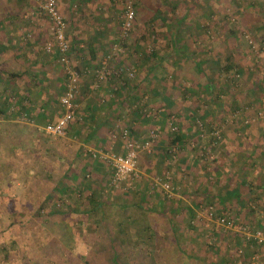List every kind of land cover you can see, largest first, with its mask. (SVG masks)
Returning a JSON list of instances; mask_svg holds the SVG:
<instances>
[{
  "label": "rangeland",
  "instance_id": "1",
  "mask_svg": "<svg viewBox=\"0 0 264 264\" xmlns=\"http://www.w3.org/2000/svg\"><path fill=\"white\" fill-rule=\"evenodd\" d=\"M43 3L0 0V11L25 8L40 18L33 20L40 24L39 32L28 28L16 50L24 60L20 67L30 68L35 77L18 76L15 95L9 87L0 93V122L11 129L0 125V162L13 127L21 133L13 135L17 142L28 143L24 152L38 150L44 126L60 116L65 73L55 54L44 51L52 25ZM128 6L133 20L123 30ZM96 16L108 20L110 28L97 32L104 34L97 36L101 46L92 43L88 30L81 31L83 47H76L66 24L72 48L69 66L82 72L74 120H81L80 128L86 129L90 115L80 103L81 95L95 99L91 118L105 119L107 126L100 128L102 142L91 152L119 155L126 141H134L139 146L137 177L114 182L109 165L83 164L78 156L87 151L81 142L84 132L74 134L72 128L63 137L51 138L54 154L43 145L38 161L28 165L19 156L18 166L10 163L0 170V264L6 256L10 264H112L114 256L116 264H247L243 249L248 244L238 240L235 229L205 223L202 210L211 207L237 227L262 232L251 219L256 214L264 218V205L256 201L264 189V30L256 32L264 26V0H99ZM180 18L177 30H167L166 23ZM194 51L201 55L188 58ZM228 59L232 69L226 74L222 67ZM103 61L110 72L99 86L108 87L105 95L93 89L97 64ZM85 84L88 93L81 94ZM179 127L183 142L169 144ZM56 151L74 162L67 177L65 164L45 170L39 163L45 156L56 162ZM159 179L170 185L169 194L161 191ZM55 185V192L61 193L45 204ZM91 194L106 202L100 211L78 216L83 208L90 209L86 201ZM121 202L128 203V209L120 210ZM68 203L75 214L55 213ZM186 207L196 212L192 231L184 225ZM9 218L15 223L6 227L3 222ZM129 221L137 227L148 225L143 239L153 233V245L136 243L140 231ZM62 223L70 228V239ZM116 224L120 228L115 229Z\"/></svg>",
  "mask_w": 264,
  "mask_h": 264
},
{
  "label": "crops",
  "instance_id": "2",
  "mask_svg": "<svg viewBox=\"0 0 264 264\" xmlns=\"http://www.w3.org/2000/svg\"><path fill=\"white\" fill-rule=\"evenodd\" d=\"M110 1V0H108ZM98 4L99 0H57V6L58 11L62 15V17L65 19L67 24V33L68 30L73 32L72 35L69 37L72 38V43L78 47L82 48L84 41L83 35L81 34V31H91L90 33V40L92 43H94V40L96 41V46H101V41L99 42L97 40V36L100 38L104 36L103 31H109V24L106 23V21H100V19L103 17L96 16V13L98 12ZM13 11V12H12ZM15 11V12H14ZM29 11V13H28ZM26 11L25 8L16 9V10H6L2 9L0 11V93H2L1 90L9 87L12 89L11 95H15V85L16 80L19 76L22 75L26 78L35 77V73L30 70V68H26L23 70L20 65L24 62L22 60L20 51L16 52L17 45L20 43V37L22 38L24 36V32L29 28L32 32L38 33L39 32V25L33 22V20H40L39 17H37V13L31 12V10ZM27 12V14L25 13ZM35 15V16H34ZM105 15V14H104ZM23 17V18H22ZM26 19H29L26 21ZM95 32V33H92ZM99 31H102V33H98ZM108 34H106L107 36ZM86 39H89V36H87ZM85 42L89 43L88 41ZM107 44H109L108 41H106ZM88 45V44H87ZM109 46V45H108ZM10 48V49H7ZM109 48V47H108ZM80 50V49H79ZM24 52V50H23ZM94 52H92V55ZM91 56V55H90ZM34 63V62H33ZM32 62H30V65H33ZM92 64H95L96 61L91 60ZM4 80V82L2 81ZM24 82H22L23 84ZM33 85V83H32ZM107 85V84H106ZM29 86H31V83H29ZM84 88L83 93H88V87L83 85ZM64 87V84L63 86ZM102 87V86H101ZM30 87L27 88V91L30 92ZM108 87L105 86L99 89L100 94L105 95L109 93ZM63 90V88H62ZM18 90H16L17 92ZM91 91V90H90ZM27 92V93H28ZM31 94L34 96L35 93L31 91ZM82 101L80 102L82 107L87 111L91 112V110H96V105L93 98H84L83 94L81 95ZM84 98V100H83ZM2 99V98H1ZM31 103L34 104V100L30 99ZM0 102H2L0 100ZM9 111V109H8ZM93 116V114L91 115ZM98 120V119H97ZM1 128L4 126H7L6 128L10 127L8 124H1ZM92 126V123H90ZM31 128L36 127L34 125H30ZM96 127V126H95ZM94 129V126L92 127ZM34 129V128H33ZM11 130V129H10ZM92 131L88 130L84 134H91ZM83 134V138L85 137ZM85 149L91 154L90 149L92 146L84 145ZM93 148V147H92ZM256 201L262 203L264 205V189H262L258 194L256 195ZM251 222L256 225L258 228L261 229L262 238L263 241L259 244L257 243H248V246H244V262L247 264L250 262L253 264V260L256 259L258 261L256 264H264V218L262 216H258L257 214L254 215V218L251 219ZM235 243V241H234ZM238 243V242H237ZM240 243V242H239ZM242 252V251H240ZM252 259V260H251Z\"/></svg>",
  "mask_w": 264,
  "mask_h": 264
},
{
  "label": "built area",
  "instance_id": "3",
  "mask_svg": "<svg viewBox=\"0 0 264 264\" xmlns=\"http://www.w3.org/2000/svg\"><path fill=\"white\" fill-rule=\"evenodd\" d=\"M56 0H44L42 11L47 17L48 21L52 25L51 39L45 44V53H54L56 61L64 69L65 83L63 94L60 98V108L62 109L61 115L53 123H47L43 130L49 136L63 137L66 134L67 126L75 119V100L79 93V78L82 72H78L74 67L69 66V56L71 53V46L66 40V22L57 10ZM133 20V11L128 6L125 11V20L123 23V30L129 29ZM108 59V58H107ZM103 61L99 69L95 72L93 89H99V86L104 80L110 77V72L105 67ZM132 74H129L131 77ZM25 115V114H24ZM22 115L21 119H24ZM29 121V120H28ZM32 123V121H29ZM153 138V136H152ZM153 140V139H152ZM149 142L144 144V147H148ZM139 146L132 140L126 141L124 153L119 155H110V153L92 152L91 157L96 160H100L111 167L113 172L114 182L128 183L135 177H137L136 171V157ZM159 185L161 191L164 194L170 193V185L165 179H159ZM203 220L205 223L215 224L217 227H221L225 230H236L238 240H242L245 244L248 243H261L263 241L262 233L260 231L249 232L247 227L235 226V223L230 218L217 215L213 212L211 207H207L202 210ZM241 253V252H240Z\"/></svg>",
  "mask_w": 264,
  "mask_h": 264
},
{
  "label": "trees",
  "instance_id": "4",
  "mask_svg": "<svg viewBox=\"0 0 264 264\" xmlns=\"http://www.w3.org/2000/svg\"><path fill=\"white\" fill-rule=\"evenodd\" d=\"M181 18L180 19H178V20H171V21H169L168 23H166L165 25H166V28H167V30H173V31H175V30H177L178 29V26L180 25V24H182V22H181ZM264 30V26H261L259 29H257L256 30V32L257 31H263ZM229 33H232V30H229ZM174 43V42H173ZM88 47H89V45H88ZM91 47V46H90ZM88 53L91 55V59H93L94 58V54L92 55V49L90 48V49H88ZM151 55H153V54H151ZM199 55H201V53L200 52H196V51H194V52H190V54H188V58H192V57H196V56H199ZM195 65H196V67L197 66H199V63H195ZM99 67H100V65H98L97 64V67H96V69L98 70L99 69ZM222 69L225 71V73L227 74V73H229L230 72V70L232 69V63L230 62V59H228V60H226V64L222 67ZM78 71V70H77ZM96 72V71H95ZM94 76H95V73H94ZM94 76H93V78H94ZM205 90L208 92V90H210V85H209V83H206L205 84ZM63 90H64V87H63ZM63 90H62V92H63ZM83 93V90L81 89V94ZM186 93H188V92H186ZM63 94V93H62ZM59 101H60V99H59ZM57 105H58V102H57ZM57 108H59V115H61V113H62V109L60 108V104H59V106L57 107ZM91 112H92V110H91ZM90 111L88 112L89 113V117H88V120H89V122L87 123V126H85L86 127V129H82V128H80V126H81V124H82V121L81 120H74V121H72L68 126H67V128H66V130H68V129H73V133L74 134H81L82 132H87L88 130H91L92 131V133L91 134H84V138L82 137L81 138V142H82V144L84 145V144H86V145H89V146H92V147H97V146H100V144H101V142H102V137H101V133H100V128L101 127H103V126H107V124H106V120L105 119H102L101 121H99V122H95L94 121V119H92L91 118V115H92V113H91ZM58 117V116H57ZM0 118H4V114H3V112H2V110H0ZM58 118H56L54 121H56ZM53 121V122H54ZM53 122H51V123H53ZM90 123H92V126H91V124ZM94 126V129L92 128ZM96 126V127H95ZM178 126H180L179 124H178ZM14 129H13V134H9L8 136H9V138H8V145H7V147H6V149H5V151H4V153L1 155L2 156V161L0 162V170H2V172L4 171V169L6 168V166H8V164H10L11 163V165H13V167H16V166H18L19 164L16 162V160H19V156L26 162V164H28L29 165V163H31V161H35V159L38 161L39 160V158H41L40 157V155L42 154V150H40L41 148H43V145H45V152H52V154H54V149H53V142H54V140L53 139H51V138H59V137H55V136H49L48 134H46V133H44V132H42L41 134H39V138H38V141H39V146L36 148V149H38V150H35V149H31V150H29V151H26V152H24V147H26L27 145H28V143L27 142H21V143H18L17 142V140H18V138L17 137H14L13 135L16 133L17 135H20L21 133H19L18 131H19V128L17 129V126H15V127H13ZM179 130L177 131V132H175V133H173V137H172V140H170L169 141V144H175V143H177V142H183V138L185 137L184 136V134H183V132L181 131V128L179 127L178 128ZM82 130V131H81ZM6 132H7V129H6ZM49 137V138H48ZM100 143V144H99ZM47 150V151H46ZM44 152V151H43ZM57 152V151H56ZM59 152V151H58ZM57 152V155H56V157H55V161L56 162H54V160H53V158L52 157H47V156H45L41 161H39V163H40V165H42L44 168L43 169H45V170H47L48 168H50L51 166H55V163L57 164V163H62V164H65L64 165V167H65V170H64V172H63V174L67 177V175L69 174V173H71V168L73 167V165H74V162L70 159V160H64L63 158H62V156L60 155L61 154V152L60 153H58ZM41 153V154H40ZM46 154V153H45ZM79 158L78 159H81V162L83 163V164H85L86 165V163H88V162H90V163H95V162H97V164H105L106 165V163H104V162H102V161H99V160H96V159H93L92 157H91V154L88 152V151H85L84 152V154H83V157H82V155L81 156H78ZM66 161V162H65ZM88 161V162H87ZM47 163V164H46ZM83 169H84V166H81V169H80V172H79V174H81V172L83 171ZM94 172H97V174H98V169H94ZM67 174V175H66ZM35 178H39V176L37 175V176H35ZM56 181H57V183L58 182H60V179H58V178H56L55 179ZM61 184L59 183L58 184V186H59V190H62L61 189V186H60ZM66 188H68V187H66ZM58 189V187H56V185L53 187V190L50 192V193H48V194H46V197H45V200H44V203L46 202V200H49L50 198H53V196H54V194L56 195V196H58L60 193H61V191H58V192H55V190H57ZM58 194V195H57ZM162 194V193H161ZM124 197H127V198H129L128 196H124ZM160 197L162 198V199H164L165 197L163 196V195H160ZM103 202H106V201H103L102 199L101 200H98V196H95V195H93V194H91V195H89V197H88V200L86 201V206L88 207V208H90V209H86V208H83L81 211H80V213H78L77 215L79 216V214L81 215V214H83L84 216L85 215H87L88 214V212H91V210L92 211H96V212H98V211H100V204L101 203H103ZM44 203H42V205L44 204ZM46 204V203H45ZM44 204V205H45ZM127 205H129L128 203H126V202H121V204L119 205V209L120 210H125V209H128V207L129 206H127ZM61 207V209L60 210H57V211H55V213H58V214H62L61 212H66L67 211V213H72V214H75L76 212V209L74 208V206H71L69 203L64 207V206H60ZM145 208V207H144ZM157 211V210H156ZM184 211H187V216H188V219L186 220L185 219V221H184V225H185V228L187 229V230H193L195 227L191 224L192 222V219H194L195 218V213L196 212H194V210L193 209H191V208H185L184 209ZM159 213H160V211H159ZM50 214H52V213H50ZM38 215V214H37ZM104 219V218H103ZM7 221V222H6ZM3 223H6L5 224V226L6 227H9L12 223H15V222H13V220H11L10 218H9V220H5ZM129 225H131L133 222L132 221H129ZM96 225V224H95ZM95 225L93 224L92 226L93 227H95ZM122 226V225H121ZM133 227H135L134 229H138L140 232L138 233V235H137V238H136V243H146L147 245H153L152 244V239H153V233H150V234H148V236H147V240H144L143 238H145V233H147L148 231H150V229H149V227H148V225H145V226H143V227H137L134 223H133V225L131 226V228H133ZM116 228H120L119 227V224H116V226H115V229ZM61 230H62V232H63V234H64V236L65 237H67V238H71L72 237V233H71V231H70V228L65 224V223H62V225H61ZM237 240V239H236ZM236 240L234 239V241L236 242ZM238 241V240H237ZM67 257V256H66ZM67 258H69V257H67ZM76 259H71L70 260V263H74V261H75ZM2 263L1 264H10V261H9V258L6 256L5 258H4V261H1ZM111 262H112V264H116V261H115V256L111 259ZM84 264H86V263H84Z\"/></svg>",
  "mask_w": 264,
  "mask_h": 264
}]
</instances>
